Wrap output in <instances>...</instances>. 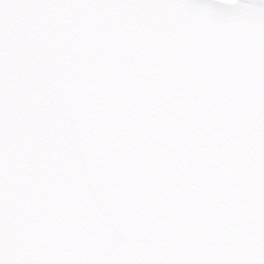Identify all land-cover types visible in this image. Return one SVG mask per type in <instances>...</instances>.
I'll return each instance as SVG.
<instances>
[{
	"label": "snow or ice",
	"instance_id": "snow-or-ice-1",
	"mask_svg": "<svg viewBox=\"0 0 264 264\" xmlns=\"http://www.w3.org/2000/svg\"><path fill=\"white\" fill-rule=\"evenodd\" d=\"M0 264H264V0H0Z\"/></svg>",
	"mask_w": 264,
	"mask_h": 264
}]
</instances>
